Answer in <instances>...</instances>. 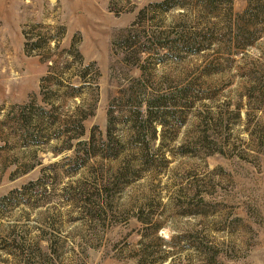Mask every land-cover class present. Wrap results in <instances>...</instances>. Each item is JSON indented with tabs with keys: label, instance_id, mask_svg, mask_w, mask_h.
Listing matches in <instances>:
<instances>
[{
	"label": "rangeland",
	"instance_id": "rangeland-1",
	"mask_svg": "<svg viewBox=\"0 0 264 264\" xmlns=\"http://www.w3.org/2000/svg\"><path fill=\"white\" fill-rule=\"evenodd\" d=\"M163 1L0 0V264H264V0Z\"/></svg>",
	"mask_w": 264,
	"mask_h": 264
},
{
	"label": "trees",
	"instance_id": "trees-1",
	"mask_svg": "<svg viewBox=\"0 0 264 264\" xmlns=\"http://www.w3.org/2000/svg\"><path fill=\"white\" fill-rule=\"evenodd\" d=\"M166 0H164L163 2H165ZM163 2H161L160 4H162ZM64 30V28H62V31ZM51 69H54V66H51ZM83 70H81L80 76L82 78L85 75L87 69H88V65L85 66L84 68H82ZM80 77V78H81ZM88 81L84 80L81 81V84H71V83H67L66 84V95H70V96H78L81 93V90L85 87V85L87 84ZM59 85V89H61L60 83H58ZM153 101H149L147 104V108L150 109L151 104ZM57 105H52V108L50 109H46L45 107H39V106H35L33 103H26L23 104V106H21L19 108V112H17L14 117H13V122L11 124V129L12 132L14 133V135L17 136V140L15 142H19L21 140H23V143H27L30 146H39L40 144H44L50 140H58L60 142V137L59 135L62 133H59L61 128H68L69 129V134L66 136V139H63L61 142H65V145L60 146L59 148H57L56 150H53V153H59L61 151H67L72 149L73 146V141L77 140L78 138H80L82 135H84V125L83 122L84 120L93 114V109L91 108L92 106H90L88 109L86 108H81L80 106H76V108L73 110V112L71 113V115L69 116V119H65V120H61L55 113V109L57 108ZM150 117V115L148 116V118ZM151 120V118H150ZM0 123H2L4 125V120H2ZM159 123L161 124L162 121H159ZM66 124V125H65ZM151 125V124H150ZM150 137H155L156 134V126L152 125L151 129H150ZM10 133V134H11ZM59 138V139H58ZM1 140L4 141V139L0 138ZM5 144L0 146V169L3 170L7 167V162L6 159H3L1 157V152H3V150L6 148V145L8 146L10 143V139L7 138L5 139ZM87 144L86 142H83L81 140L77 141V144ZM35 151L37 152L38 149H34V153ZM88 151V149H87ZM74 152V159L77 161L78 159H80V153L77 149H73ZM87 153V152H86ZM36 155V153L34 154V156ZM37 156V155H36ZM35 156L34 159H32V161H23V170L18 173V174H24L28 171H30L31 169H33L37 164H39V159ZM71 159V158H70ZM3 161V163H1ZM18 174H11L10 178H14L15 175L17 176ZM41 183V178L37 179V181L32 182L30 181L29 185H33L35 183ZM24 187V186H23ZM18 191V189H16ZM6 197H3L1 200H4ZM137 264H144V262L142 261H138Z\"/></svg>",
	"mask_w": 264,
	"mask_h": 264
}]
</instances>
